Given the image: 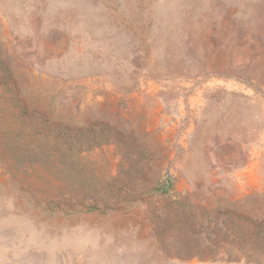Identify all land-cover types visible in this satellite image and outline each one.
<instances>
[{"label": "rangeland", "instance_id": "374dc122", "mask_svg": "<svg viewBox=\"0 0 264 264\" xmlns=\"http://www.w3.org/2000/svg\"><path fill=\"white\" fill-rule=\"evenodd\" d=\"M264 0H0V264H264Z\"/></svg>", "mask_w": 264, "mask_h": 264}, {"label": "trees", "instance_id": "16d2710c", "mask_svg": "<svg viewBox=\"0 0 264 264\" xmlns=\"http://www.w3.org/2000/svg\"><path fill=\"white\" fill-rule=\"evenodd\" d=\"M264 221H262V223H263Z\"/></svg>", "mask_w": 264, "mask_h": 264}]
</instances>
